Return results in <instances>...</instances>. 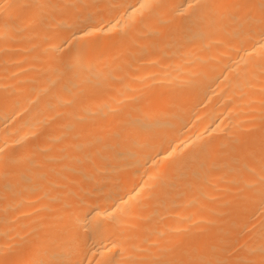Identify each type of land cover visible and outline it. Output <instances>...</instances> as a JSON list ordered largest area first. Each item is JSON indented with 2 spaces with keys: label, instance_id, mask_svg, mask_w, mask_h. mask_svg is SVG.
Masks as SVG:
<instances>
[{
  "label": "bare ground",
  "instance_id": "bare-ground-1",
  "mask_svg": "<svg viewBox=\"0 0 264 264\" xmlns=\"http://www.w3.org/2000/svg\"><path fill=\"white\" fill-rule=\"evenodd\" d=\"M0 264H264V0H0Z\"/></svg>",
  "mask_w": 264,
  "mask_h": 264
}]
</instances>
